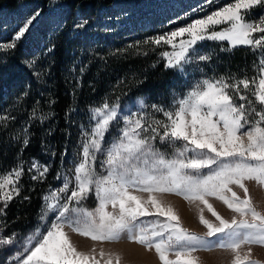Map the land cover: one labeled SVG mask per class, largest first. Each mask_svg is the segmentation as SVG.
Wrapping results in <instances>:
<instances>
[{
  "label": "snow or ice",
  "instance_id": "obj_1",
  "mask_svg": "<svg viewBox=\"0 0 264 264\" xmlns=\"http://www.w3.org/2000/svg\"><path fill=\"white\" fill-rule=\"evenodd\" d=\"M256 6H264V0H234L153 42H164L176 49V37L185 33L190 36L187 41L180 40L178 50L163 53L167 66L181 71L183 63L190 62V51L194 54L197 41H227L233 47L264 46V15L255 21L246 18ZM220 24L228 27L209 31ZM25 31L26 27L21 29L18 38ZM255 33L261 34L259 38H252ZM250 83L254 86L251 90ZM242 89L249 90L254 100ZM118 107L105 101L90 110L91 127L83 133L81 158L72 170L74 184L69 190L72 181L65 179L59 190L67 193L63 203L59 192L52 194L48 208L57 213V221L46 233L37 231L33 235L35 243L29 241L25 246L27 255L20 264H121L120 253L103 249L97 253L95 248L90 252L78 250L65 228L92 241L117 242L124 238L148 250L155 249L162 264H200L199 257L193 254L213 246L233 252L232 264H261L251 259V247L243 255L241 248L264 247V211L257 209L246 184L254 181L264 188V60L258 81L204 80L177 100L171 110L153 105L166 121L147 123L142 116L123 117L120 134L106 144L105 134L114 122H120ZM97 154L104 157L102 173L96 172ZM22 171L13 170L0 177V190H4L0 200L5 204L19 194L15 185ZM233 186L243 191L242 197ZM90 194L98 201L94 208L82 203ZM164 194L180 196L189 204L198 202L199 221L207 228L205 236L181 225L177 211L161 199ZM210 197L223 202L240 218L225 219L209 202ZM205 210L218 223L206 219ZM147 217L152 219H142ZM213 236L216 241L206 239ZM172 255L174 259L170 258Z\"/></svg>",
  "mask_w": 264,
  "mask_h": 264
},
{
  "label": "trees",
  "instance_id": "obj_2",
  "mask_svg": "<svg viewBox=\"0 0 264 264\" xmlns=\"http://www.w3.org/2000/svg\"><path fill=\"white\" fill-rule=\"evenodd\" d=\"M28 1L0 0V11L16 10ZM54 1L40 0L42 14ZM61 1L67 6L64 22L44 35V45L21 36L7 47L10 35L0 38V177L23 170L15 185L19 194L6 204L0 200V223L11 233L32 226L47 194L63 181L87 130L83 131L91 107L148 94L149 101L143 100L145 113L164 117L153 105L171 108L170 90L176 87L183 93L186 88L177 80L178 71L167 66L164 48L148 32L138 27L131 35L117 25L94 30L102 10L115 0ZM80 13L84 23L78 24ZM262 60L264 49L233 47L224 41L200 47L191 65L198 78H224L231 83L258 80ZM242 93L254 100L249 90Z\"/></svg>",
  "mask_w": 264,
  "mask_h": 264
},
{
  "label": "rangeland",
  "instance_id": "obj_3",
  "mask_svg": "<svg viewBox=\"0 0 264 264\" xmlns=\"http://www.w3.org/2000/svg\"><path fill=\"white\" fill-rule=\"evenodd\" d=\"M231 3H234V0H115L112 7L102 10L98 21H96L97 28H94V30H102L117 25L122 31H126L127 33L133 35L135 34L134 31L136 30V28L139 27L143 31L151 34L152 37L156 38L162 35H167L181 27H186L196 20L206 18L208 15ZM40 9V0H31L28 2H22L16 10L4 9L3 11H0V38H6L10 35V38H6L7 42L4 44L5 46L12 47L14 39H18L20 30L25 27L26 31L24 32L23 36H28L29 42L31 41L34 45H36L38 42H41V44L44 45V35L51 34L54 29L61 26L64 22L67 13V6L65 2L61 0H55L49 6L46 14H42ZM262 15H264V6H256L247 14L246 18L249 21H255ZM29 21L31 22L29 23ZM76 22L78 24L84 23V17L81 13L78 14ZM93 25H95V23H93ZM227 27L228 24L215 25L212 26L209 31H220ZM260 35V33H255L252 35V38L257 39ZM189 39L190 36L185 33L183 36L176 37L174 39L176 49H174L172 45L164 42L160 43V47L164 48L163 53H171L179 49L180 40L187 41ZM210 42L224 41L212 39L197 41V43L193 46L195 52L200 47L205 46ZM0 43L2 44V39H0ZM255 47H257L258 49H264V46ZM190 56L192 60L193 53L191 51ZM164 58L167 60V57L164 56ZM191 60L188 63H183L182 71L178 68H174L176 71H178V74L176 75L178 77L177 80L180 79L182 85H185L186 88L184 89L183 93H180V88L178 89L176 87L170 90V95L172 97V107H166L164 108L165 110L173 109L176 101L185 97L197 83L204 80H216L213 78H198L197 76H195V70L197 68L194 65H191ZM176 76L174 79H176ZM177 80H175L176 83ZM249 87L251 88L254 86L250 83ZM143 96V99H137L136 97L132 96L129 99H119L113 103H109L110 106H119L118 112L120 116V122H114V126L110 128V131L108 133L105 134L106 144L110 143L118 137V135L120 134V129L124 127L123 117H127L128 115H131L133 118L142 116L146 122H153L154 120L166 121L167 118L157 116L159 115L158 113L151 115L150 113H145V107L147 104H144L143 100L145 99L148 102L149 96L148 94ZM234 100L237 103L240 102L238 99L234 98ZM102 104L103 103L95 105L91 107V109L99 107ZM141 105H143L142 108ZM256 106L257 109H259V106ZM84 126L85 127L83 131H85L86 129H90V119L87 120ZM83 139L84 136H80L81 143L74 151L75 157L63 172V181L60 182L57 186H54L49 194H47L46 197H49V199L46 200L45 206L42 208V210L39 211V215L35 220V223L27 228V230L23 233H11L9 230H6V228H4V226L0 223V241H11L9 243L0 242V264H20V261L27 255L25 246L29 243V241H32L33 244L35 243V241L32 239L33 235L37 231H39L40 233H46L50 226L57 221V213L55 211L49 210L48 204L52 202V194L59 192V190L63 188L66 178L72 181V183L69 185V190H71V187L74 184L72 170L81 158L80 153H78L77 150H80L79 148L82 149ZM103 160L104 157L100 154H97L95 163L97 173L104 172V169L101 167V162ZM246 184L249 188V195L251 196L253 203L258 210L264 211V188H261L254 181H247ZM8 187L10 188V186ZM233 189L238 193V195H240L241 197L243 196V191L241 189L236 186H233ZM3 191L4 190H0V193H2ZM134 194L144 197H147L148 195V193ZM66 195L67 193L59 192L61 203H63V198ZM161 199H163L166 204L172 205L173 208L177 211L180 216L181 225L184 228L188 229L191 232H195L198 235L205 236L207 228L199 221L198 202L189 204L188 201L174 194H164L161 196ZM209 202L213 204L217 212H219L220 215L225 219L231 220L234 216L237 219L240 218L235 212L228 209L227 206L223 204V202L217 200L216 198L210 197ZM82 203L88 208H94L96 207L98 201L93 194H90L89 198ZM111 210L112 209L110 206L109 211ZM204 215L206 219H209L214 223H218V221H215V218L207 210H205ZM142 219H152V217ZM159 219L164 220L165 217H160ZM65 231L69 232L73 243L75 240L73 238L75 236L77 237V240H83L87 243L77 246L78 250L80 251L90 252L93 248H95L97 253H99L101 249H103L105 252H121L120 254H124V258L121 255L123 258L121 259V264H162V262L159 260L158 254L155 252V249L148 250L144 246L136 242H132L124 238L117 242L92 241L90 238H85L78 234L72 233L68 228H65ZM206 239L216 241L217 237H206ZM123 243H132L134 247L132 246L128 249H125L121 247ZM119 246L120 249H117V247ZM249 247L252 248L251 259L260 261L261 264H264V247L258 245H245L241 248V254H245ZM127 255L133 256L136 262L130 263L127 259H125ZM193 255L199 257L200 264H232V260L235 254L230 250L222 249L218 246H213L211 250H198ZM170 258L174 259L175 257L174 255H172Z\"/></svg>",
  "mask_w": 264,
  "mask_h": 264
},
{
  "label": "crops",
  "instance_id": "obj_4",
  "mask_svg": "<svg viewBox=\"0 0 264 264\" xmlns=\"http://www.w3.org/2000/svg\"><path fill=\"white\" fill-rule=\"evenodd\" d=\"M77 237L75 236L73 239H75L74 240V244L76 245V246H78V245H81V244H87L86 242H84L83 240H77L76 239ZM134 247V245L132 244V243H123L122 245H121V247H123V248H125V249H128V248H130V247ZM117 249H120V246L119 247H117ZM121 253V252H120ZM122 256H123V258H124V254H121ZM122 258V259H123ZM125 259H127L130 263H132V262H136L135 260H134V257L133 256H131V255H127V257H125ZM123 261V260H122ZM122 263H124V262H122Z\"/></svg>",
  "mask_w": 264,
  "mask_h": 264
}]
</instances>
